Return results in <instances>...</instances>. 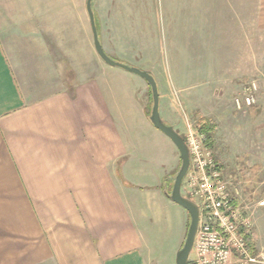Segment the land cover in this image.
I'll return each mask as SVG.
<instances>
[{"label":"crops","instance_id":"crops-1","mask_svg":"<svg viewBox=\"0 0 264 264\" xmlns=\"http://www.w3.org/2000/svg\"><path fill=\"white\" fill-rule=\"evenodd\" d=\"M165 1L171 8L169 38L176 43L172 48L180 51L174 61L185 66L194 11L202 9L204 15L207 7L241 6V0ZM3 4L0 264H160L155 234L169 232L173 220L181 230L180 240L170 245L169 263L175 264L188 213L168 197V191L181 162L174 144L169 147L163 133L153 127L139 100L148 84L99 58L88 13L89 31L84 25L74 37L77 47L66 53L31 38L33 31L22 27L45 22L47 15L35 13L46 6L31 0L23 7L31 8L32 15L24 17L18 15L17 2ZM252 6L254 22L264 31V0H254ZM91 8L94 16L93 4ZM94 20L100 40L96 16ZM204 20L210 33H221L222 20L206 16ZM215 37L207 41L213 56L221 50ZM153 62L155 58L148 63ZM158 99L163 124L177 131L178 123L163 118L162 98ZM160 148L168 153L167 163ZM136 152L151 162L132 163Z\"/></svg>","mask_w":264,"mask_h":264},{"label":"rangeland","instance_id":"rangeland-1","mask_svg":"<svg viewBox=\"0 0 264 264\" xmlns=\"http://www.w3.org/2000/svg\"><path fill=\"white\" fill-rule=\"evenodd\" d=\"M30 1L0 0V3L8 6L17 2L18 8L21 6L18 15L27 17L32 15L29 13L31 8L23 6ZM34 1L36 5L46 6L35 14L50 18L46 17L42 23H24L22 27L25 31H33L31 38L47 41L48 48L70 51V48L78 45L74 37L80 36L81 28L85 25L89 31L86 0ZM132 2L93 0L91 3L104 52L118 60L130 62L127 64L151 69L150 74L159 84V98H162L160 112L167 123H178L177 132L182 138L189 125L197 127L199 117L207 118L213 125V142L209 150L230 182L231 194L250 218L248 235L254 243V252L250 254L260 256V261L264 262V207L256 206L258 201L264 199V31L258 29L254 22V0H241L240 7H207L203 11L206 17L223 21L220 24L221 33L216 35L209 32L205 16L199 12L202 9H196L193 21L188 23L192 35L189 36L191 51L186 66L174 61L180 51L172 48L176 43L173 45L174 40L169 38L171 8L167 7L166 1L137 0L135 5L130 6ZM85 16V22L80 23L81 17L84 19ZM210 35L216 36L217 46L221 48L218 55L213 56L212 52L208 54ZM154 58V64L148 63ZM183 67L184 71L181 70ZM124 73L144 82L139 76ZM253 81L257 88L255 104L249 108H236L234 98L243 86ZM145 89V96L138 97L149 117L152 96L149 86ZM163 137L169 142V147L173 146L169 138ZM160 150L162 157L165 156L163 161L167 163L168 153ZM176 153L179 155L177 149ZM140 154L136 152L131 162H151L152 159H145ZM169 229L166 234L160 230L155 234L160 264H170V245L181 238L180 227L174 220ZM158 243L162 245L158 247Z\"/></svg>","mask_w":264,"mask_h":264},{"label":"built area","instance_id":"built-area-1","mask_svg":"<svg viewBox=\"0 0 264 264\" xmlns=\"http://www.w3.org/2000/svg\"><path fill=\"white\" fill-rule=\"evenodd\" d=\"M255 81L243 86L234 98L236 108L255 104ZM183 138L189 155V166L180 187L181 196L193 202L198 223L188 264H260V256L247 249L244 235L250 230V218L230 191L211 151L205 146V135L189 125ZM256 206L264 207V199ZM259 257V259H258Z\"/></svg>","mask_w":264,"mask_h":264},{"label":"water","instance_id":"water-1","mask_svg":"<svg viewBox=\"0 0 264 264\" xmlns=\"http://www.w3.org/2000/svg\"><path fill=\"white\" fill-rule=\"evenodd\" d=\"M92 0H86V11L88 13L87 16H89V21H90V28L92 31V36H93V44H94V49L95 53L99 56V58L106 63V65L112 66V67H119L121 69H124V71L131 72L135 74L136 76L141 77L146 81L148 84L150 90H151V100H152V107L149 116V121L155 127L157 130H159L161 133H163V136H166L170 139V141L174 144L175 148L179 152V160L181 162L180 168L174 178V182L172 184V189L170 192V199L182 207V209L186 210V212L189 215V225L187 228L186 236L184 243L181 245L182 247L178 250L176 253L175 258V264H188L189 256L191 253L192 245H193V240H194V235L195 231L197 228V219H198V210L196 208V205L189 201L188 199L184 198L181 196L180 193V187L183 178L186 174V171L189 166V155H188V150L182 136L179 135V133L172 127L166 124H163V121L161 120V117L159 115V93H158V88L157 83L154 79V77L147 71H143L137 67H133L127 64H123L121 62L115 61L112 58H110L103 50V47L100 43V40L98 39V33H97V28L91 8V3Z\"/></svg>","mask_w":264,"mask_h":264},{"label":"trees","instance_id":"trees-1","mask_svg":"<svg viewBox=\"0 0 264 264\" xmlns=\"http://www.w3.org/2000/svg\"><path fill=\"white\" fill-rule=\"evenodd\" d=\"M151 92V91H150ZM207 118L205 119L204 117H199L198 122H197V129L200 133L205 135L206 141H205V146L210 148L212 146V132H213V125L208 122ZM172 185V184H171ZM172 187H170L168 194H170ZM190 220V219H189ZM188 221V220H187ZM189 225V221H188ZM187 225V227H188ZM245 243L247 246V249L250 253L254 252V243L252 238L249 235H244Z\"/></svg>","mask_w":264,"mask_h":264},{"label":"flooded vegetation","instance_id":"flooded-vegetation-1","mask_svg":"<svg viewBox=\"0 0 264 264\" xmlns=\"http://www.w3.org/2000/svg\"><path fill=\"white\" fill-rule=\"evenodd\" d=\"M188 220H189V215H188ZM188 228V227H187ZM185 240V239H184ZM184 243V242H183Z\"/></svg>","mask_w":264,"mask_h":264}]
</instances>
